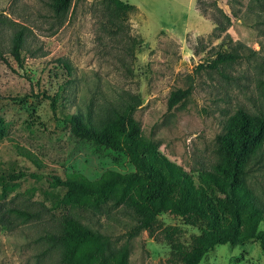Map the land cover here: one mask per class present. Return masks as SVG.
<instances>
[{"label":"rangeland","instance_id":"1","mask_svg":"<svg viewBox=\"0 0 264 264\" xmlns=\"http://www.w3.org/2000/svg\"><path fill=\"white\" fill-rule=\"evenodd\" d=\"M101 1L72 0L60 16L52 0H0V264H72L63 255L68 217L103 234L111 251L127 245L128 264H182L179 250L200 233L169 212L150 234L135 230L138 216L124 204L73 207L49 174L96 179L133 165L121 150L76 137L70 115L97 123L134 105L142 135L195 180L219 159L216 138L231 115H264V0H122L132 8L119 28ZM16 28L25 34L22 66L11 53ZM234 48L237 61L197 68ZM187 87L189 96L168 108L170 92ZM18 172L27 175L9 177ZM246 184L264 202V159L248 170ZM199 264L264 259L249 240L217 245Z\"/></svg>","mask_w":264,"mask_h":264},{"label":"trees","instance_id":"2","mask_svg":"<svg viewBox=\"0 0 264 264\" xmlns=\"http://www.w3.org/2000/svg\"><path fill=\"white\" fill-rule=\"evenodd\" d=\"M71 2L52 0L51 7L56 15L62 16ZM101 2L103 13L119 28L132 5L122 0ZM111 2L115 6H111ZM24 41V29H14L11 53L20 66L23 65ZM239 58L235 48L218 50L212 59L197 68L219 70ZM61 64L70 73V66L64 61ZM190 93L191 87L171 91L168 108L184 101ZM48 98L55 111L56 97ZM134 110L135 106L130 104L97 123L81 113L66 118L76 137L125 152L133 165L132 171L107 170L96 179H88L76 171L67 172L64 178L49 174L50 183L63 187L64 197L73 207L99 209L111 202L132 208L138 216L137 231L146 230L151 234L163 212L197 225L200 233L179 250L182 264H199L217 245L237 246L249 240L258 241L264 259V202L246 184L248 170L264 159V115L250 114L243 109L231 115L216 138L219 159L211 169L201 171L195 180L163 155L151 139L142 135ZM5 130L0 116V138ZM25 175L27 173L18 172L9 177L16 180ZM28 175L39 177L35 173ZM107 242L99 231L81 225L73 217L65 219L63 255L72 264H128L127 245L111 251Z\"/></svg>","mask_w":264,"mask_h":264}]
</instances>
